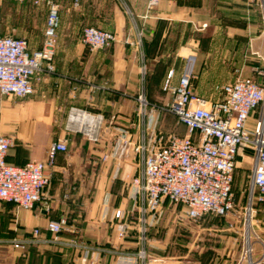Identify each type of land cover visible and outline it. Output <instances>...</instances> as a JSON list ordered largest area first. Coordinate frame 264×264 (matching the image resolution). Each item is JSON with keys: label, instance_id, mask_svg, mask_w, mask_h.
I'll return each mask as SVG.
<instances>
[{"label": "crops", "instance_id": "crops-1", "mask_svg": "<svg viewBox=\"0 0 264 264\" xmlns=\"http://www.w3.org/2000/svg\"><path fill=\"white\" fill-rule=\"evenodd\" d=\"M262 2L161 0L148 9L147 0H126V5L118 0H80L77 7L72 0H60L55 72L35 80L34 93L25 98L0 93V134L14 137L7 160L16 166L46 159L56 140H66L68 151L60 152L54 168L47 170L48 208L38 202L31 210L17 209L12 202L0 201V264H138L139 225L131 213L135 188L128 186L136 163L120 155L122 136L117 127H131L137 135L132 120L142 67L147 69L148 98L155 102L167 100L163 79L174 68L177 83L191 52L198 56L194 89L208 98L239 77L259 78L255 67H264ZM37 15L44 19L33 24ZM47 16V5L0 0V33L13 30L11 35L26 36L33 47H40ZM85 26L115 32L118 40L110 47L91 49L81 40ZM139 32L141 44L125 42L127 37L137 40ZM91 85L105 88L93 90ZM73 107L104 115L99 142L69 129ZM152 126L182 129L172 115L158 114ZM117 208L125 212L123 219L114 217ZM62 215L68 217V225L61 240L14 246L32 237L34 228L43 238L51 237L47 223ZM181 216L180 208L166 203L157 219L150 218L148 253L170 257L167 264H200L187 259L188 254L182 256V227L193 228ZM123 224L128 232L119 237ZM227 239L231 243L232 238ZM69 240L84 244L73 247ZM257 264H264L263 248Z\"/></svg>", "mask_w": 264, "mask_h": 264}, {"label": "built area", "instance_id": "built-area-1", "mask_svg": "<svg viewBox=\"0 0 264 264\" xmlns=\"http://www.w3.org/2000/svg\"><path fill=\"white\" fill-rule=\"evenodd\" d=\"M16 1H29L37 7L48 6L40 47H33L26 36L0 33V93L25 98L34 93L35 80L55 72L60 0ZM118 1L126 5V0ZM160 1L147 0L148 9ZM72 2L74 7L80 5V0ZM262 6L264 8V2ZM141 35L139 32L137 40L127 37L125 42L139 45ZM81 40L89 48L98 49L110 47L118 37L115 32L85 26L81 30ZM197 60L196 53L187 54L177 83L174 81L175 69L167 71L161 86L167 96L163 102L148 98L144 64L132 120L137 135L131 127H117L122 136L120 155L136 163V172L128 186L135 188L131 213L137 216L139 225L138 264H167L172 261L170 257L149 255L147 250L149 220L157 219L166 203L180 208L182 221L185 220V224L193 229H196L194 224L207 215L227 217L233 213L237 206L234 190L236 172L247 158L253 160L246 201L250 218L264 206V67H255L257 76L263 81L250 76L239 77L219 86L217 96L208 98L193 86ZM101 87L105 88L91 85L93 90ZM158 114L174 116L177 127L183 125L186 133L152 126ZM69 120V129L81 133L88 141L97 143L101 140L105 120L102 113L73 107ZM14 140L13 136L0 134V201L12 202L17 209L31 210L38 202H44L48 208L46 200L51 173L47 170L54 168L60 152L68 151L67 141H53L44 160H30L16 166L7 160ZM108 156L104 155L103 159ZM114 217L123 219L125 212L117 208ZM67 225L66 215L50 219L47 230L51 237L43 238L41 230L34 228L32 237L16 241L14 246L25 248L47 240H61V232ZM127 232L128 226L123 224L119 237H125ZM67 244L76 247L84 243L69 240ZM251 250L248 245V252ZM249 263L255 264L251 257Z\"/></svg>", "mask_w": 264, "mask_h": 264}, {"label": "rangeland", "instance_id": "rangeland-1", "mask_svg": "<svg viewBox=\"0 0 264 264\" xmlns=\"http://www.w3.org/2000/svg\"><path fill=\"white\" fill-rule=\"evenodd\" d=\"M39 17L44 19L42 15H37L33 19V24L35 22L38 24ZM9 32L15 34L13 30ZM263 79L258 78L261 81ZM181 127L180 133H186V128L183 125ZM252 169L253 160L247 158L236 172L234 190L237 196V206L233 213L224 217L228 220L227 223H220L225 219L207 215L194 224L196 229L191 230L192 232L182 225L184 226L182 227V256L188 254L187 259H191L193 262L198 261L200 264H250L251 257L257 264L262 254V248L264 250V245H262L264 240V206L260 211H255L254 217L250 218L246 210V201L247 185ZM228 237H231L232 241L237 238L236 243L234 245H232V241L228 243ZM248 245L252 248L251 253L248 252ZM189 248H191V252L188 251ZM182 260H184L183 257Z\"/></svg>", "mask_w": 264, "mask_h": 264}, {"label": "trees", "instance_id": "trees-1", "mask_svg": "<svg viewBox=\"0 0 264 264\" xmlns=\"http://www.w3.org/2000/svg\"><path fill=\"white\" fill-rule=\"evenodd\" d=\"M260 210H261V208L258 209L257 211H260ZM212 216H215V215H212ZM215 217H218V218L224 219V217H220V216H215Z\"/></svg>", "mask_w": 264, "mask_h": 264}]
</instances>
